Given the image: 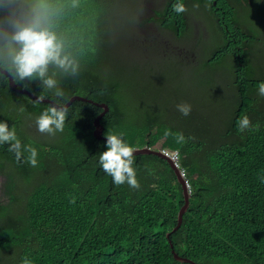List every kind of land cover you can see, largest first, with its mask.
<instances>
[{
  "label": "trees",
  "instance_id": "16d2710c",
  "mask_svg": "<svg viewBox=\"0 0 264 264\" xmlns=\"http://www.w3.org/2000/svg\"><path fill=\"white\" fill-rule=\"evenodd\" d=\"M190 1L199 0L185 5ZM225 1L230 4L210 3L208 22H201L211 41L201 47L202 34L188 32L185 13L175 14L177 26L167 19V2L160 12L165 18L139 20L138 26L155 22L193 42L189 59L183 56L178 65L197 71L201 93L190 96L189 115L176 108L167 116L149 109L129 113L123 99L133 84L105 69L113 65L107 56L110 28L100 37L102 27L91 22L83 0H44L39 10L13 21L5 18L0 0V65L8 70L18 47L11 33L34 23L54 33L62 55L79 68L73 76L70 68L49 64L47 77L57 81L62 98L41 79L21 81L10 72L17 85L59 104L73 96L107 103L103 136L118 135L130 147H153L164 137L162 145L178 150L190 191L182 222L171 232L184 203L171 165L153 154L135 155L140 188L115 185L99 163L106 141L93 135L99 107L74 100L63 131L47 138L37 132L36 119L51 104L12 91L0 72V122L15 131L22 153L17 161L9 144H0V173L8 172L7 202L0 203V264L25 258L31 264H191L177 262L171 249L194 264H264V96L258 87L264 82V0ZM244 116L251 125L241 132ZM177 133L184 143H177ZM29 146L38 153L35 167L27 162Z\"/></svg>",
  "mask_w": 264,
  "mask_h": 264
},
{
  "label": "rangeland",
  "instance_id": "374dc122",
  "mask_svg": "<svg viewBox=\"0 0 264 264\" xmlns=\"http://www.w3.org/2000/svg\"><path fill=\"white\" fill-rule=\"evenodd\" d=\"M42 2L43 0H4L5 14H10L5 18L13 20L15 15L21 14L23 8L34 7ZM83 7L89 13L91 22L102 27L99 30L100 37L105 35L106 25L110 28L107 38L111 56L109 52L107 56L111 58L113 65H106L105 69L114 71L113 78L123 76V82L130 80V84H133V87H126L130 93L127 99H123L130 114H141L148 108H152L149 109L150 113L155 114L164 108L161 113L166 111V115L170 116L179 104L194 106L190 96L201 93L198 77H194L197 71L190 72L182 63L178 65L183 56L189 59L186 50L190 45L193 46L192 40L189 41L186 37L177 38L171 31L154 26L155 22L138 26L141 16L160 15L161 0L156 3L148 0H83ZM192 31L202 34L198 42L200 47L211 41V36L205 33L202 26L195 28L193 25ZM133 66L143 71L146 76L142 78L141 73L134 74ZM210 112L208 110V115ZM7 114L12 117L15 111L9 109ZM166 115L159 119L164 122ZM37 132L46 134L47 138L53 137ZM162 140L164 137L157 140L153 147L162 145ZM5 184L4 189L0 186V202L4 204L7 202L8 193L5 191Z\"/></svg>",
  "mask_w": 264,
  "mask_h": 264
},
{
  "label": "clouds",
  "instance_id": "9594fccd",
  "mask_svg": "<svg viewBox=\"0 0 264 264\" xmlns=\"http://www.w3.org/2000/svg\"><path fill=\"white\" fill-rule=\"evenodd\" d=\"M148 1L152 3L157 2V0H148ZM220 1L227 5L230 4V2H227L225 0H220ZM166 2L168 6L167 11L165 12L167 19L172 24L177 26L179 24V21L175 14L179 15L185 13V15H183L184 18L183 21L187 22V30L188 32H190L192 31L193 25L195 26V28H198L199 22H200V26L203 25V22H201L202 20L208 22L210 3L213 2V4H215L217 0H199L198 2L190 1L188 3V6L185 5L187 4V0H177V3H172V0H161V12L165 7ZM231 2L235 4L237 0H231ZM40 4L34 7L23 8L21 10V14L15 15L16 18L13 16L10 17H13L12 18L13 20H17L21 16H25L26 13L31 10H34L36 8L37 10H39ZM42 8L45 7L42 5ZM2 12L4 13L5 17L10 15V14L7 15L5 14L6 12L4 10V0H3ZM162 17L165 18V14L162 15L160 14L159 16L155 15L151 17L141 16L140 21H142L145 18L150 19V18H162ZM36 18L37 17H35V19ZM97 22H99V19H97ZM150 23L152 22L149 21L148 24ZM163 30H169V29H163ZM172 33L177 38L183 37V34L179 36L177 33L174 32ZM10 41L18 47L13 48L12 56H11V67L8 68V71L14 72L15 78L21 81L25 79L31 80L34 78H39L41 79L45 87H47L48 89L55 90L54 95L57 98H62L64 96V92L58 87L57 81L52 77H47V69L49 64H55L66 71L70 68L71 69L70 74L73 76H75L78 73L79 68L78 66L72 65V62L68 60L67 56L62 55V45L57 41L56 35L48 31L47 29L41 28L39 24L32 23V25H26L16 28V30L11 33ZM143 76L144 74H142V78ZM136 77H138V75H136ZM258 87H259V94L261 96H264V82H261L258 85ZM80 97H84V96H80ZM84 98L87 100H83V101L93 103L94 105H96L101 109L97 115H99L102 112L103 108L96 103H105V102H96L90 98L87 97ZM148 109L151 110L152 108H148ZM163 109H159L158 113H161ZM177 109L184 116L189 115L191 112V106L187 103H182L177 105ZM66 116H67V107L65 105L59 103L53 104L46 111L41 113L40 116L37 117L36 119L37 130L41 133H47L50 135H54L56 132H62L64 129ZM250 125L251 122L247 116H244L242 119L238 120V130L241 132L249 128ZM164 134L165 136H167L170 135L171 133L165 131ZM102 139L106 141L107 150L101 152L99 157V163L103 171L112 177L113 183L115 185L119 186L124 183H127L128 186L131 187L132 189L138 190L140 188V183L136 178V172L135 169L133 168L134 156H135L134 152L139 148L148 147L152 150L159 151V153L162 156L164 155L171 160V162L178 168V171L180 172L182 178L186 181L187 190L190 194L189 183L185 178L182 169L178 167V162H179L178 150L169 149L168 147H165L163 145H159L156 147H149L148 145H142V146L136 145L135 147L133 146L130 147L118 135L103 136L102 134ZM190 139H194V138L190 137ZM176 141L177 143L185 142V138L182 133L176 134ZM5 143L9 144L8 150L13 152L15 154L16 160L19 161L22 155L20 141L17 138L15 131L10 130L6 122H0V144H5ZM27 151L30 153L27 162L31 166L35 167L37 165V159H36L38 154L37 150L29 146L27 147ZM136 155H145V154H136ZM161 159L165 160L168 163V165H170V163L165 157ZM7 173L8 172L6 169L3 171V173H0V186L2 189H4V184L7 180ZM262 182H264V178H262ZM71 202H74V198ZM22 264H31V261L25 258Z\"/></svg>",
  "mask_w": 264,
  "mask_h": 264
},
{
  "label": "water",
  "instance_id": "95a60500",
  "mask_svg": "<svg viewBox=\"0 0 264 264\" xmlns=\"http://www.w3.org/2000/svg\"><path fill=\"white\" fill-rule=\"evenodd\" d=\"M0 72L3 73L6 77H7V83H8V86L9 88L16 92V93H19V94H25V95H28L30 96L31 98L35 99L36 101H39V102H48L49 104L53 105V104H57L56 102L48 99V98H43V97H39L37 95H35L34 93H32L31 91L25 89V88H22L20 86L17 85L15 79L13 78V76L10 74V72L8 70H6L5 68H3L1 65H0ZM74 100H87L85 99L84 97H80V96H73V97H70L68 101H66V103L62 104V105H65L66 107H68ZM90 101V100H88ZM98 104L100 107L103 108L102 112L97 115V117L94 119V122H93V125L95 127L94 129V137L95 138H102V131H103V126L99 123L100 122V118L106 113L108 112L109 110V107L106 103H96ZM106 140V138H105ZM136 154H153V155H156L158 157H165L168 162L170 163L171 167L173 168V171L175 173V176L177 178V181L179 182V184L181 185V190H182V195H183V200H184V203L183 205L181 206V208L179 209L178 211V214H177V225L172 229L171 232H174L175 230L178 229V227L180 226L181 222H182V217H183V214L186 212V210L188 209V206H189V197H190V194L187 190V184H186V181L182 178L180 172L178 171V168L171 162V160L169 158H167L166 156H162L159 151H156V150H152L148 147H143V148H139L137 149L135 152H134V155ZM170 233H167L166 236L168 237ZM170 246L172 247V245L170 244ZM171 252L173 254V257L175 260L181 262V263H191L193 264L194 262L190 259H187V258H184V257H181L179 256L173 249H171Z\"/></svg>",
  "mask_w": 264,
  "mask_h": 264
}]
</instances>
